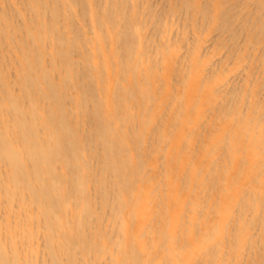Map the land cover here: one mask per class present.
<instances>
[{
	"label": "bare ground",
	"instance_id": "6f19581e",
	"mask_svg": "<svg viewBox=\"0 0 264 264\" xmlns=\"http://www.w3.org/2000/svg\"><path fill=\"white\" fill-rule=\"evenodd\" d=\"M0 264H264V0H0Z\"/></svg>",
	"mask_w": 264,
	"mask_h": 264
}]
</instances>
